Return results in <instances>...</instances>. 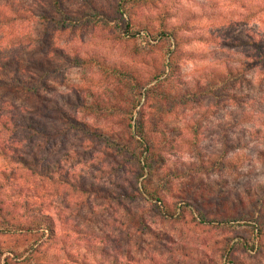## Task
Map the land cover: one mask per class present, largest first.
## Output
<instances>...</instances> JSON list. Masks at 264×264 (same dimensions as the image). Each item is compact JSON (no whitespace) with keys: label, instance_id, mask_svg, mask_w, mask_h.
<instances>
[{"label":"rangeland","instance_id":"374dc122","mask_svg":"<svg viewBox=\"0 0 264 264\" xmlns=\"http://www.w3.org/2000/svg\"><path fill=\"white\" fill-rule=\"evenodd\" d=\"M96 1L110 19L56 27L45 36L32 22L0 32L1 44L29 30L34 39L45 37V45L35 43L37 57L25 60L59 62L60 72L50 78L53 90L43 92L40 103L23 102L20 95L12 100L36 110L50 132L55 125L64 130L19 147L39 160L30 169L12 153L0 155V264H110L116 258L127 264H229L227 245L249 236L251 228L212 226L196 214L232 213L247 190L255 199L264 195V63L248 45L258 42L264 50V0ZM123 19L140 33H124ZM76 56L137 70L144 80L141 101H132L137 92L129 77L95 63L77 66L70 62ZM229 74L232 81L217 96L194 93ZM57 108L112 141L128 140L131 131L147 138L156 154L144 176L137 178L138 165L98 135L66 129ZM124 112H134L128 128L129 120L119 117ZM130 145L136 147L134 139ZM42 165L52 168L50 177ZM142 181L158 190L175 211L172 218L160 202L134 193ZM36 215L48 216L51 228L33 221ZM230 253L242 264H264V252Z\"/></svg>","mask_w":264,"mask_h":264},{"label":"trees","instance_id":"16d2710c","mask_svg":"<svg viewBox=\"0 0 264 264\" xmlns=\"http://www.w3.org/2000/svg\"><path fill=\"white\" fill-rule=\"evenodd\" d=\"M128 4V0H126ZM69 3H76L81 8H74ZM118 6H120L118 4ZM129 13V12H126ZM110 19L107 13H104L98 6L96 0H33L28 4H9L7 2H0V32L15 29L18 31L21 25L32 22L36 25H41L43 28L44 36L52 32V29L59 27L62 29H68L69 27H75V25L81 24L84 21ZM124 21V33L139 34L140 30L137 29L136 24H132L130 20ZM160 35L166 40V31H161ZM159 35V36H160ZM169 35L175 40V34L170 32ZM40 36L38 39L33 38L30 30L28 33L16 34L13 37L8 38L1 44L0 37V155L8 156L12 153L16 158V162L23 165L24 168L30 169L33 166V161L38 165L39 160L36 157L28 156L30 154L19 151V147L23 143L34 141L37 137H52L64 132L63 129L55 125L54 131L48 130L47 124L40 119L37 112L30 105H18L13 102L18 95L23 102L29 100H36L41 102L43 100V92H51L53 86L50 82V78L60 72L61 66L58 61L51 59H36L27 58L28 55L37 57L39 50L36 51L37 44H44L45 37ZM41 42V43H40ZM247 44V43H246ZM4 45V46H3ZM248 45H252L259 50L258 59L264 63V50L258 42H250ZM4 47V50H2ZM38 52V53H37ZM5 54V55H4ZM64 56L61 55V58ZM70 62L81 66L87 63H95L104 72L113 73L117 76H127L132 85V89H135L137 94L133 97L134 103L141 101L144 94H142V88L144 87V80L140 76V73L128 66L109 65L95 58L83 59L80 57H74L70 59ZM156 78H152L157 79ZM232 81V75L229 74L228 80H218L217 85L210 83L208 85L197 86L194 93L202 94V97L214 95L217 96L219 90L223 88L224 84ZM127 89L129 87H126ZM187 94V95H193ZM4 95V96H3ZM121 97L123 94L121 93ZM4 97V98H3ZM66 100V99H65ZM130 101V100H129ZM66 104L73 105L70 99H67ZM125 106V104H124ZM127 108V107H126ZM61 113V118L65 119L66 129L81 130L83 133H94L98 135L100 139L106 141V145L110 149H116L120 155L130 157V161L135 162L138 165L140 173L137 174V178L144 176L146 169L150 167L152 158L156 154V148L150 144L147 138L143 135H136L131 131V134H126L128 140L124 142H117L116 140H110L105 134L91 132L87 129L88 126L84 123L77 122L75 117L68 116L62 108L56 109ZM3 112V113H2ZM134 112H124V116H120L124 120H129L127 128L131 125L134 119ZM140 127L137 126V129ZM129 133V132H128ZM92 136V135H91ZM5 139V141H3ZM133 139L136 143V147L130 145L133 143ZM115 147V148H114ZM7 148L9 149L7 151ZM10 151V152H9ZM29 159H28V158ZM30 161V162H29ZM32 165V166H31ZM35 167V166H34ZM43 173L50 177V166H41ZM37 169V168H36ZM32 168V170H36ZM55 170V169H54ZM53 170V171H54ZM57 171V170H55ZM2 173H6L4 170ZM134 193H139L141 196H147L155 203H161L164 207L165 213L169 218H172L175 211H171L170 207L166 205L163 198L159 194L158 190L152 188L148 183L142 181L140 186L134 188ZM264 192V187L260 186L259 189ZM130 195V194H126ZM114 195L110 194V198ZM246 197H239V205H232L233 212L229 214H215L205 212L204 209L198 210L196 219H199L205 224L212 226H223L228 228H235L233 224H245L251 228L250 235L247 237H238L235 244L227 245L228 254L226 255L227 263L229 264H242L236 260L235 256L230 253L231 249H240L245 252L259 251L264 252V195L257 197L256 194H252L250 191H246ZM252 208L250 211L243 212L245 205L250 204ZM157 205V204H156ZM240 207V208H239ZM184 210L188 209V205L183 207ZM3 210V206H0V211ZM39 226L47 230L51 228V219L48 216L36 215L33 218ZM49 228V229H50ZM110 264H127L117 258L111 261Z\"/></svg>","mask_w":264,"mask_h":264}]
</instances>
